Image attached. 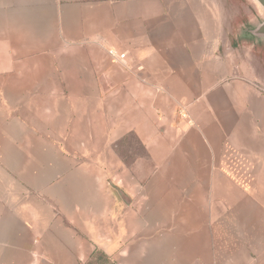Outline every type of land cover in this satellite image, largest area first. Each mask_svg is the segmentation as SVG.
<instances>
[{
  "label": "crops",
  "instance_id": "obj_1",
  "mask_svg": "<svg viewBox=\"0 0 264 264\" xmlns=\"http://www.w3.org/2000/svg\"><path fill=\"white\" fill-rule=\"evenodd\" d=\"M11 4L16 33L60 39L2 62L41 100L16 120L0 82V264H264V44L224 39L209 0Z\"/></svg>",
  "mask_w": 264,
  "mask_h": 264
},
{
  "label": "rangeland",
  "instance_id": "obj_2",
  "mask_svg": "<svg viewBox=\"0 0 264 264\" xmlns=\"http://www.w3.org/2000/svg\"><path fill=\"white\" fill-rule=\"evenodd\" d=\"M12 0H0V82L6 84V93L4 98L6 101H9L12 99H15L17 102V110L19 112L18 116L16 118L19 119V113L26 115V111H31L28 108H25V106H32L34 105H27L28 101H36L37 105L36 107L39 109V103L41 100V96L38 94H35L34 91H30L26 95H20L18 88L15 89L12 92V88L8 87L9 82V70H8V64L2 63L7 59L12 60V57H21L22 56V49L20 46L19 39H15L16 35L20 34L21 36L29 40H39L44 46H48L49 43H52L53 41L57 40L59 37V34L57 32H47V33H16L14 30H12V9L15 7L11 4ZM209 14L210 17V23H212V17H216V19L219 20V27L220 30L223 29V38L226 40H244V38H248L245 35H242L244 32V29L250 28L252 24L260 20V17L262 16L261 10L259 6L252 0H209ZM37 34L35 37L34 35ZM240 34V36H239ZM249 39V38H248ZM23 42V41H22ZM46 42V43H45ZM33 43V42H32ZM17 46V48H15ZM259 55L264 57V52H260ZM32 82H35L32 80ZM2 96V93L1 95ZM103 98V97H100ZM182 108L178 107L176 110V116L178 118H181L179 113L182 112ZM184 111V110H183ZM185 112V111H184ZM186 113V112H185ZM187 115V114H186ZM188 118V116H187ZM18 129H20L18 127ZM17 135L21 134L20 131H17ZM123 147V149H122ZM117 154L121 157L126 156V158L122 159V162L125 163L126 166L129 167V169H132L135 166V163L137 162V158L140 157H147V152L142 149L141 145L136 140L135 136H128L125 139V143L121 145V143L116 144ZM84 162V161H82ZM92 167H96L98 170H101L104 172L106 165V161L104 160H98V159H92ZM108 162V161H107ZM144 162H150V161H144ZM110 166V165H109ZM20 177H17V179ZM104 178V177H102ZM108 182H112L111 179L108 180ZM149 180H146L145 183H148ZM7 186V183H6ZM18 190V188H17ZM149 233H157L153 232L152 228L148 230ZM161 235L167 234V225L161 228L160 232ZM152 239V235L150 236ZM149 238V239H150ZM115 243H117V247H120V244H122L124 247H127L129 252H133L131 248L133 247L134 243L137 241L148 240L145 239H138L136 235H129L126 239L118 240L113 239ZM116 252V251H115ZM135 256V255H133ZM99 257V258H97ZM92 264H121L120 257L118 255H113L111 257H108V259L105 262H101V256H94V260H92Z\"/></svg>",
  "mask_w": 264,
  "mask_h": 264
},
{
  "label": "water",
  "instance_id": "obj_3",
  "mask_svg": "<svg viewBox=\"0 0 264 264\" xmlns=\"http://www.w3.org/2000/svg\"><path fill=\"white\" fill-rule=\"evenodd\" d=\"M254 1L260 8L262 16L260 20L255 22L248 29H244L245 35L255 44H264V0H252Z\"/></svg>",
  "mask_w": 264,
  "mask_h": 264
},
{
  "label": "built area",
  "instance_id": "obj_4",
  "mask_svg": "<svg viewBox=\"0 0 264 264\" xmlns=\"http://www.w3.org/2000/svg\"><path fill=\"white\" fill-rule=\"evenodd\" d=\"M108 54L110 57H112L113 59H116L119 62L123 61L125 58V54H123V53L117 54L116 51L113 49H110L108 51ZM179 115H180L181 119L187 120V115L183 110L181 113H179Z\"/></svg>",
  "mask_w": 264,
  "mask_h": 264
}]
</instances>
